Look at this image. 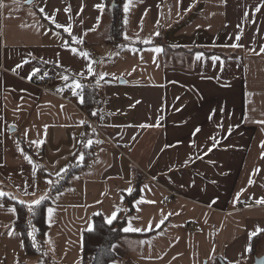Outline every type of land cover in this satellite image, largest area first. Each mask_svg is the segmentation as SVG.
<instances>
[{"label": "crops", "instance_id": "0c3cea01", "mask_svg": "<svg viewBox=\"0 0 264 264\" xmlns=\"http://www.w3.org/2000/svg\"><path fill=\"white\" fill-rule=\"evenodd\" d=\"M0 3V190L26 202L49 195L48 184L37 185L38 164L57 177L84 155L79 162L84 167L51 199V222L46 211L47 245L57 264H82L84 231L93 229L94 215L118 211V217L127 189L133 191L138 179L141 194L126 225L151 224L152 230L121 238L114 247L120 259L110 264H225L221 257L253 264L255 257L244 247L253 245L250 232L264 229V203H257L264 198V123H257L264 121V0H132L117 25L105 0ZM50 17L70 24L83 44ZM234 43L238 46L231 47ZM154 47L163 51L154 53ZM166 47L173 50L166 54ZM71 48L89 53L95 74ZM197 54H203L201 60ZM35 68L40 71L29 79ZM102 73L107 75L101 79ZM45 77L56 83L39 87ZM75 82L95 89L99 105L91 113L85 110L89 99L82 92L80 103L71 87ZM157 121L159 126L138 127ZM196 127L201 131L193 137ZM209 136L217 138L216 147ZM20 137L42 141L39 148L31 144L37 160ZM193 138L195 150L189 147ZM197 151L203 158L189 161ZM144 172L177 194L170 203L169 192ZM33 185L35 196L25 195L23 189L31 192ZM5 197H0V264L42 263L27 255L14 226L16 207ZM257 254L264 255V239Z\"/></svg>", "mask_w": 264, "mask_h": 264}, {"label": "trees", "instance_id": "16d2710c", "mask_svg": "<svg viewBox=\"0 0 264 264\" xmlns=\"http://www.w3.org/2000/svg\"><path fill=\"white\" fill-rule=\"evenodd\" d=\"M126 0H105V6L109 10L111 17L113 19V25H117L118 21L124 17V4ZM160 42V41H159ZM158 44L155 42L153 45ZM143 46H150V44H145ZM170 47H166L165 53L168 54ZM173 50V49H172ZM171 50V51H172ZM201 51L200 49H192L190 53ZM206 55H213L215 52L204 51ZM83 93L89 99L88 107H85L88 113H91V109L99 105L98 95L95 89L91 85H84ZM85 105H83L84 107ZM90 109V110H89ZM91 116V115H90ZM92 118V117H91ZM20 143L22 147L33 156L35 160L38 159V155L35 152L34 146L26 141L25 138L20 137ZM90 150V148H86ZM86 160L88 161L90 153L86 154ZM74 159V157L72 158ZM77 162H71V166L68 168V172L63 174V178L55 177L48 175L49 173L45 171L42 165L38 164L37 169V185L39 187L45 186L46 180L51 179L57 181L55 187L49 191V197H53L57 193H60L64 190L70 179L82 168L84 165L76 167ZM141 185L142 179L136 181L134 190L130 194L124 195L125 206L120 212L116 221L112 225H107L105 222V217L102 214H96L93 217L94 221V230L84 231V246H83V262L82 264H110L119 260V256L113 250V247L116 243L123 237L129 235L120 231L123 227L126 226L129 216H131L135 211L134 201L139 198L141 194ZM52 199V198H51ZM51 199L45 201L37 210L35 215L29 213L27 208L24 205L19 203V200H13L10 197H5V203H12L15 205L17 210V219L14 223L15 228L21 232L26 253L30 257H41L43 262L39 264H57V261L53 258L50 253L46 240V233L48 230V224L46 222V209L49 205L52 204ZM29 223L37 230L31 236L28 234L32 232V227L29 226ZM33 236L35 237V244L33 243ZM264 239V233L259 234L253 239V245L251 250V255L256 257L257 246ZM104 249V251H101ZM25 264V263H20Z\"/></svg>", "mask_w": 264, "mask_h": 264}, {"label": "snow or ice", "instance_id": "6c2138e0", "mask_svg": "<svg viewBox=\"0 0 264 264\" xmlns=\"http://www.w3.org/2000/svg\"><path fill=\"white\" fill-rule=\"evenodd\" d=\"M29 3H32L33 0H28ZM132 0H126V3L124 4V12L127 13L129 11V5L131 4ZM261 6H264V5H261ZM0 7H4V5L2 3H0ZM97 8H102L103 5H96ZM41 12L44 11L43 8L40 9ZM55 11H59V9H56ZM65 11H70L69 9H65ZM82 11V9H81ZM256 11H259V8L256 9ZM52 19V22L55 24L56 28H63L64 31L66 33H68V35L71 37V39L76 43V44H79V45H82L83 44V38L82 37H77V36H74L72 34V30H71V25L68 24V25H62L60 23H58L54 17H50ZM70 19V18H69ZM124 23H127L126 19L124 21ZM92 30H95L94 28L93 29H89V31H92ZM87 33H84V35H86ZM156 35H159V32L155 33ZM124 38L125 39H129V37H127V34L125 33L124 34ZM235 39H239V36H237ZM143 43H151V40H145L143 41ZM65 48H69V45L68 44H64L63 45ZM231 47H237L238 45L237 44H232L230 45ZM71 53L73 54H77L78 56L80 57H83L85 58V60L87 61V66H86V70L87 72L89 73H94V70L92 68V63H94V61H92L90 58H89V53L84 51V52H77V49L75 48H71L70 49ZM152 52L154 53H160L163 51V49L161 47H154L151 49ZM264 51V50H262ZM203 57V54H197L196 55V60H201ZM213 60H217L219 59L218 57H213L212 58ZM17 67H19V65H17ZM40 70L38 68H35L32 70L30 76L28 77L29 79H31V76H34L36 75L37 72H39ZM95 74V73H94ZM46 75V74H45ZM78 75H81L83 76L84 73L83 72H80L78 73ZM105 75H107L106 73H102L100 74V78L102 79ZM63 80L67 81L69 79L68 76L66 75H63L61 77ZM97 85L99 86V80L96 81ZM71 87H73L74 89H76L77 91L75 92V94L77 95V97L79 98V101L80 103H83L84 102V97L82 95V92H83V88H84V85H82L81 83L79 82H75ZM136 103H140V101H136ZM135 105H130V107H134ZM215 114V110H213L212 112H210L209 114V119H212V117L214 116ZM93 115H96V113H93ZM257 123H264V121H257ZM153 126H159V122L157 121L155 124H152V125H149V124H141V125H138V127H141V128H144V127H153ZM218 126H221L219 125V122H218ZM201 131V128L200 127H196L193 129V137L195 136V134L199 133ZM229 134H230V131H229ZM25 135H27V132H25ZM211 142H212V147H216L217 146V138L215 136H209L208 138ZM42 143V141H30V144H35L37 146V148H39L40 144ZM92 144V140H88L87 141V145L86 146H90ZM166 147H171V145L169 146H166ZM189 147L190 148H193L194 150L197 149L199 146L197 145L196 143V140L193 138L190 143H189ZM261 147L264 148V143L261 144ZM210 150V149H209ZM201 151H203V149H201ZM21 152L23 154V150L21 149ZM208 153L206 151H203V155H207ZM203 155H201V152L200 151H197L195 152L194 155H190L188 157V160H193V159H202L203 158ZM261 158H264V153H261ZM25 159L28 161L29 164H32V159L30 156H27L25 155ZM84 160V155L83 154H80L78 156V162L77 164L75 165L76 167H79L80 166V163L79 162H82ZM187 163V161L185 162ZM36 165H33V171H35L36 169ZM260 170L257 168L255 169V173H258ZM68 172V169L65 168L62 170V172H58L56 175L57 177L59 178H63V174H66ZM49 176L51 174H48ZM46 183L50 186L49 187V191H51V189L53 187H55L57 181H53L51 179H48L46 180ZM249 185H251L252 183H254V181L252 179H249L248 181ZM33 191L31 192H28L27 189H23V193L25 195H32V196H35V188L36 186L33 185ZM147 187V186H145ZM127 192L130 194L132 192V189L129 188L127 189ZM243 192V189L241 190L240 193H237L236 197H235V200H239V196L242 194ZM10 194L0 190V197H5V196H9ZM11 199L15 200L17 199V197L15 196H11L10 197ZM52 197H49L47 193H45L44 195H41L39 198L31 201V202H26V201H23V200H20L19 203L21 205H24L27 210L29 211V213H31L32 215H35L36 213V210L45 202L47 201L48 199H51ZM147 203H155L154 201H146ZM215 202V201H213ZM136 202L134 201V204ZM257 203H264V198H261L260 200L257 201ZM11 211L14 213L15 212V208H12ZM47 211V215H48V218H49V222H51V218H52V215H53V208L51 207H47L46 209ZM117 215H118V211H114L112 213V215L110 217H106L105 218V222L107 225H112L114 221H116L117 219ZM169 215H172L171 213H169ZM160 224H163L164 223V219H161ZM29 226L32 227V232L28 233L30 236L36 232L37 230L31 225V223H29ZM90 230H94V227L93 229H90ZM149 230H152V225L149 224L148 227L146 229H137V228H133V226L131 225V223H128L125 227H123L122 229H120V231L124 232V233H129V232H144V231H149ZM261 231H264V229H261L259 226H257V228L250 232V235H249V241L251 240V238L253 237H256L258 235L259 232ZM11 231L9 232V235H11ZM33 243L35 244V237L33 236ZM115 247V246H114ZM114 247H113V250H114ZM251 248H252V245L250 242H246L245 244V247H244V251L245 252H250L251 251ZM101 251H104V249H101ZM214 251V250H213ZM241 255H243V253H241ZM221 259H224L225 260V264H232L231 261L227 260V258L225 257H221ZM236 264H239V261H236ZM259 264H264V261H260Z\"/></svg>", "mask_w": 264, "mask_h": 264}, {"label": "built area", "instance_id": "2783aa9c", "mask_svg": "<svg viewBox=\"0 0 264 264\" xmlns=\"http://www.w3.org/2000/svg\"><path fill=\"white\" fill-rule=\"evenodd\" d=\"M55 83H56V81H55V79L53 77H45L38 83V85H39V87H41L43 89H48L49 86H52ZM144 174L147 176V178L152 180L156 185H158L162 189H164L167 192H169V194L165 197V202L166 203H170L172 201L173 197L177 195L176 193L171 192L168 188L163 186L159 181H157L156 179H154L151 176H149L146 172H144ZM241 204H242V201L238 200L235 205L237 206V208H241ZM194 226L195 225H193V224L190 225V227H192V228Z\"/></svg>", "mask_w": 264, "mask_h": 264}, {"label": "water", "instance_id": "95a60500", "mask_svg": "<svg viewBox=\"0 0 264 264\" xmlns=\"http://www.w3.org/2000/svg\"><path fill=\"white\" fill-rule=\"evenodd\" d=\"M260 261H264V255L256 256L253 264H259Z\"/></svg>", "mask_w": 264, "mask_h": 264}, {"label": "rangeland", "instance_id": "374dc122", "mask_svg": "<svg viewBox=\"0 0 264 264\" xmlns=\"http://www.w3.org/2000/svg\"><path fill=\"white\" fill-rule=\"evenodd\" d=\"M6 188H7V186H6ZM8 188H11V187H8ZM8 192V191H7Z\"/></svg>", "mask_w": 264, "mask_h": 264}]
</instances>
